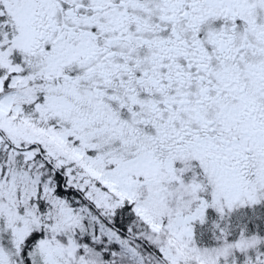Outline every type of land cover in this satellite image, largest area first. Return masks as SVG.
<instances>
[{"label": "snow or ice", "instance_id": "1", "mask_svg": "<svg viewBox=\"0 0 264 264\" xmlns=\"http://www.w3.org/2000/svg\"><path fill=\"white\" fill-rule=\"evenodd\" d=\"M0 264H264V0H0Z\"/></svg>", "mask_w": 264, "mask_h": 264}]
</instances>
